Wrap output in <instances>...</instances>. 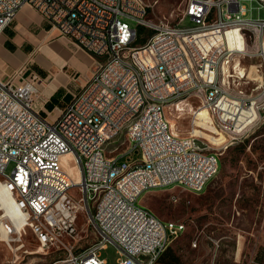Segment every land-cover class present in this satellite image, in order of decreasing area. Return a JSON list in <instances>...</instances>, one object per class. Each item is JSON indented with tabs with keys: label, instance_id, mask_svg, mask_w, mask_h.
Wrapping results in <instances>:
<instances>
[{
	"label": "built area",
	"instance_id": "built-area-1",
	"mask_svg": "<svg viewBox=\"0 0 264 264\" xmlns=\"http://www.w3.org/2000/svg\"><path fill=\"white\" fill-rule=\"evenodd\" d=\"M184 1L173 25L150 18L143 0H0V35L30 6L93 60L90 76L62 109L45 111L38 103L44 80L34 70L20 83L0 80V178L25 209L21 220L35 222L33 234L43 232V250L59 242L68 247L64 239L78 234L81 213L98 236L52 264H109L101 255L108 245L121 255L115 264H158L186 225L163 221L140 198L168 186L203 193L221 168V154L207 150L197 129L183 137L172 131L166 109L185 107L202 91L210 117L241 131L263 111L245 94L229 92L223 74L212 82L205 74L211 63L249 55L231 46L228 32L250 22L251 31L240 30L247 45L248 36L264 35V19L246 18L241 0ZM187 20L193 25L185 26ZM252 67L261 75L262 66ZM131 101H138L137 112H129ZM202 107H192L198 128ZM249 109L256 115L240 125Z\"/></svg>",
	"mask_w": 264,
	"mask_h": 264
},
{
	"label": "rangeland",
	"instance_id": "rangeland-1",
	"mask_svg": "<svg viewBox=\"0 0 264 264\" xmlns=\"http://www.w3.org/2000/svg\"><path fill=\"white\" fill-rule=\"evenodd\" d=\"M143 1L149 7L150 18L173 25L180 23L186 7L184 0ZM241 4L247 8L246 18L264 19V5L259 1L241 0ZM184 25L193 24L187 20ZM237 29L251 31V23L238 22ZM14 33L15 52L5 48V38L0 45V79L4 81H18L28 69L37 72L39 56L33 53L37 44H32V36L25 30ZM143 35L139 40L145 39ZM236 38V42L229 41L231 46L236 44L240 51L247 48L249 55L242 58L237 53L227 60L229 64L211 63L206 66L205 82H212V75L223 74L226 84H231L229 92L236 96L245 94L256 101L255 109L260 107L263 111L257 112L258 118L241 131L226 129L210 117L207 108L202 107V91L195 92V96L185 102V107L166 109V117L170 122L173 120L176 134L189 136L193 129H197L207 150L221 154L222 164L219 174L203 193L171 187L149 192L140 198L141 205L163 221L186 225V231L170 241L169 253L158 264H175L178 259L176 264H264V35L248 36L247 45L241 32ZM50 49L57 51L56 45ZM52 60L54 57L50 53ZM251 65L262 66L261 75L256 67L249 68ZM57 107L62 109L63 106ZM192 107H202L196 113V122L199 127L201 123L206 124L203 128L193 125ZM255 115L250 109L244 110L239 124H248L249 117ZM13 168L14 163L8 167L7 174H11ZM2 215L0 212V217ZM77 226L75 238L64 239L68 247L59 242L50 244V248L45 250H41L42 244L31 230L26 234L20 232L21 235L17 231L18 234L9 239H5L1 232L0 264H52L65 259L69 248L78 252L97 241L98 236L85 213L80 214ZM101 255L109 264H115L121 258L114 245H108Z\"/></svg>",
	"mask_w": 264,
	"mask_h": 264
},
{
	"label": "crops",
	"instance_id": "crops-1",
	"mask_svg": "<svg viewBox=\"0 0 264 264\" xmlns=\"http://www.w3.org/2000/svg\"><path fill=\"white\" fill-rule=\"evenodd\" d=\"M25 30L32 36V44L35 45L33 53L38 54L37 72L44 80L38 103L45 111L50 110L47 104L54 98V108L57 105H65L71 100V92L80 87L85 79L90 76L93 60L83 50L76 48L66 38H63L56 28L46 21L37 11L30 6H25L18 14L17 19L11 27L0 35L5 40V48L10 52L17 50L13 39L16 31ZM37 33L35 36L34 34ZM240 30L235 28L228 32L229 41H237ZM56 45L57 51L50 49ZM16 48V49H14ZM50 53L54 60L50 61ZM3 80V79H0ZM21 78L15 83H20ZM206 125V124H205Z\"/></svg>",
	"mask_w": 264,
	"mask_h": 264
},
{
	"label": "bare ground",
	"instance_id": "bare-ground-1",
	"mask_svg": "<svg viewBox=\"0 0 264 264\" xmlns=\"http://www.w3.org/2000/svg\"><path fill=\"white\" fill-rule=\"evenodd\" d=\"M137 109H138V101H131L129 105V112H137ZM173 123L174 122L172 120L171 128L172 131L174 132ZM204 125L205 124L201 123L200 127L203 128ZM65 161L67 163V166L73 169L74 162L70 155H67L65 157ZM4 186H7V179L5 181L0 180V212H3V215L0 217V230H1L0 233L2 232V236L5 239L6 238L9 239L10 236L16 233L18 234V232L19 234L20 232H24L26 234L28 230H31L33 232V229H35V222L31 221L30 223L29 219L21 220V218L25 217V209L19 208L18 201H12V194H9V192L6 190ZM171 187H178V186H168L167 188H171ZM4 219H8V221L11 223V226H9L10 229L6 227L7 225ZM34 234L37 236L39 242H43V232H35ZM41 250H43L42 246H41Z\"/></svg>",
	"mask_w": 264,
	"mask_h": 264
},
{
	"label": "trees",
	"instance_id": "trees-1",
	"mask_svg": "<svg viewBox=\"0 0 264 264\" xmlns=\"http://www.w3.org/2000/svg\"><path fill=\"white\" fill-rule=\"evenodd\" d=\"M144 41H145V39H141V40H139L138 43H143ZM53 102H54V98H52L51 101H50V103L47 104V107L50 108V111L54 108ZM221 164H222V159H221ZM170 249H171L170 247L167 249V251L162 256V258L160 259V261H164L165 260L166 254L169 253ZM178 262H179V259L177 260V262H175V264L178 263Z\"/></svg>",
	"mask_w": 264,
	"mask_h": 264
}]
</instances>
